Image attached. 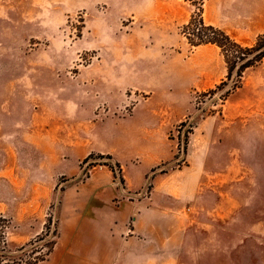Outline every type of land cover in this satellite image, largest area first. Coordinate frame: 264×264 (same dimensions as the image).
I'll use <instances>...</instances> for the list:
<instances>
[{
  "label": "rangeland",
  "instance_id": "1",
  "mask_svg": "<svg viewBox=\"0 0 264 264\" xmlns=\"http://www.w3.org/2000/svg\"><path fill=\"white\" fill-rule=\"evenodd\" d=\"M195 2L0 0V216L15 255L46 232L38 252L65 245L63 208L91 206V179L108 177V206H167L166 264H264V60L227 98L231 84L209 94L227 82L225 58L184 31L201 15L252 47L264 0ZM135 138L133 164L161 163L128 194L111 157H84Z\"/></svg>",
  "mask_w": 264,
  "mask_h": 264
},
{
  "label": "crops",
  "instance_id": "2",
  "mask_svg": "<svg viewBox=\"0 0 264 264\" xmlns=\"http://www.w3.org/2000/svg\"><path fill=\"white\" fill-rule=\"evenodd\" d=\"M147 140L148 151L152 146L150 140ZM131 144L122 146L119 152L115 147L95 148L84 157L87 159L93 153L110 156L122 168L125 192L128 194L141 190L145 176L155 171L161 163L148 160L143 164H133L131 159L139 144L136 138ZM121 150H132L130 151L132 154L120 152ZM163 177L161 174L154 178L155 187L148 203L157 199ZM109 179L108 177L106 181H102L101 177L91 179L90 184L95 186L93 195L96 198L91 202V206L63 208L64 215L67 214L66 224L70 240L64 245L60 236L53 252L40 264H166L176 261L174 254L168 255L167 251L165 222L168 215L167 206L157 210L155 206L147 204V201L108 206V202L112 201L115 195ZM193 183L197 188L198 175ZM90 216L95 217L92 220ZM90 221L95 222L94 229L87 228ZM155 231L158 232L157 235L152 234ZM62 232L63 230L61 235ZM173 245L171 242V247Z\"/></svg>",
  "mask_w": 264,
  "mask_h": 264
},
{
  "label": "trees",
  "instance_id": "3",
  "mask_svg": "<svg viewBox=\"0 0 264 264\" xmlns=\"http://www.w3.org/2000/svg\"><path fill=\"white\" fill-rule=\"evenodd\" d=\"M198 6L203 0H195ZM185 35L192 46L213 45L221 50L225 58L228 75L227 82H223L216 90H211L209 94L216 93L231 84L226 92L227 98L232 91L238 89L242 83L245 73L264 60V34L257 38L252 47H244L233 40L224 31L213 26H207L201 15L193 17L188 25L184 27ZM91 157V156H90ZM110 159V156H107ZM87 160V159H86ZM113 170V169H112ZM11 222L7 218L0 216V264H40L47 260L53 252L56 241L43 245L41 251H37L38 244L45 242L48 233H44L36 240L17 250L19 255H15L9 247V231Z\"/></svg>",
  "mask_w": 264,
  "mask_h": 264
},
{
  "label": "built area",
  "instance_id": "4",
  "mask_svg": "<svg viewBox=\"0 0 264 264\" xmlns=\"http://www.w3.org/2000/svg\"><path fill=\"white\" fill-rule=\"evenodd\" d=\"M113 171V170H112ZM118 186V183H115ZM124 190V189H123ZM125 193V190L123 191Z\"/></svg>",
  "mask_w": 264,
  "mask_h": 264
}]
</instances>
